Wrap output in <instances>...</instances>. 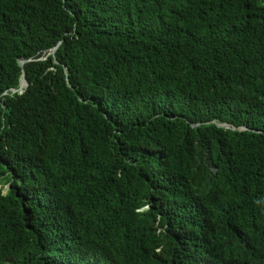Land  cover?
Wrapping results in <instances>:
<instances>
[{"label":"trees","instance_id":"obj_1","mask_svg":"<svg viewBox=\"0 0 264 264\" xmlns=\"http://www.w3.org/2000/svg\"><path fill=\"white\" fill-rule=\"evenodd\" d=\"M0 184V264H264V0H0Z\"/></svg>","mask_w":264,"mask_h":264},{"label":"water","instance_id":"obj_2","mask_svg":"<svg viewBox=\"0 0 264 264\" xmlns=\"http://www.w3.org/2000/svg\"><path fill=\"white\" fill-rule=\"evenodd\" d=\"M56 48H53L52 49V52L55 51ZM26 62V61H21V65ZM26 86V80H25V76L24 74L22 75V79H21V82H20V85H19V88L18 89H12V92H17V91H21L24 87ZM218 126H222V127H225V128H230L229 125H226V124H218Z\"/></svg>","mask_w":264,"mask_h":264},{"label":"rangeland","instance_id":"obj_3","mask_svg":"<svg viewBox=\"0 0 264 264\" xmlns=\"http://www.w3.org/2000/svg\"><path fill=\"white\" fill-rule=\"evenodd\" d=\"M3 190L5 191V189L8 187L7 185L3 186ZM0 188H1V185H0Z\"/></svg>","mask_w":264,"mask_h":264},{"label":"clouds","instance_id":"obj_4","mask_svg":"<svg viewBox=\"0 0 264 264\" xmlns=\"http://www.w3.org/2000/svg\"><path fill=\"white\" fill-rule=\"evenodd\" d=\"M223 125V124H222ZM219 127H222V126H219ZM223 128H225V127H223ZM1 185V184H0Z\"/></svg>","mask_w":264,"mask_h":264}]
</instances>
